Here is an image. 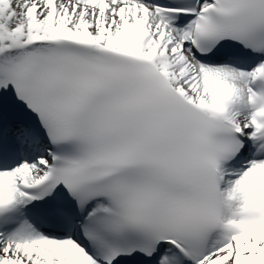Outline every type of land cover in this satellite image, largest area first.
I'll return each mask as SVG.
<instances>
[{
    "label": "snow or ice",
    "instance_id": "6c2138e0",
    "mask_svg": "<svg viewBox=\"0 0 264 264\" xmlns=\"http://www.w3.org/2000/svg\"><path fill=\"white\" fill-rule=\"evenodd\" d=\"M0 264H264V0H0Z\"/></svg>",
    "mask_w": 264,
    "mask_h": 264
}]
</instances>
